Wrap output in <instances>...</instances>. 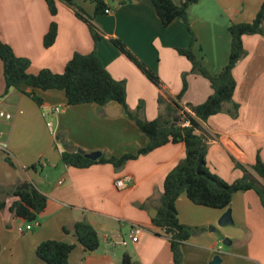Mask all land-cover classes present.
<instances>
[{"label": "crops", "instance_id": "1", "mask_svg": "<svg viewBox=\"0 0 264 264\" xmlns=\"http://www.w3.org/2000/svg\"><path fill=\"white\" fill-rule=\"evenodd\" d=\"M103 1L110 13L93 17L92 23L103 33L95 48L87 26L59 0H55L54 17L45 0H0V39L16 56L31 62L29 72L34 74L42 69L61 74L74 53L93 52L114 80L125 82L127 107L134 111L143 103V117L148 121L161 112L157 103L160 95L179 94L183 74H187V90L181 106L200 105L212 93L209 82L191 74L190 63L176 50L187 48L194 37L193 53L210 74L218 75L228 61V27L252 22L264 3L196 0L187 9L191 34L179 18L163 27L150 0ZM181 1L173 0L175 4ZM89 2L86 14L92 16L95 4ZM52 20L57 37L45 49L43 37ZM262 29V34L242 37L245 54L232 71L237 117L216 114L201 122L197 132L205 138L208 170L227 183L246 172L259 181L252 167L257 158L264 163V23ZM111 38L121 40L157 74L161 91L111 44ZM4 89L0 76V108L12 116L9 121L0 120V144L7 146L6 152L0 150V187L4 189L0 201L5 205L0 209V264H42L35 249L46 240L75 246L68 264H119L124 254L136 264H172L169 243L156 235L160 229L151 224L149 214L158 212L164 179L183 159L184 145L167 144L120 169L101 163L84 169L64 166L60 154L66 147L100 152L109 159L136 153L147 145L148 138L117 104L108 105L111 109L107 112L112 115L108 116L105 107L93 104L67 106L62 91H35L42 99V105L37 106L21 91L10 89L4 95ZM21 90L29 92L26 87ZM54 109L59 113H53ZM47 116L54 118V134L51 123H45ZM41 161L46 167H41ZM126 175L131 184L118 189L115 182ZM25 184L46 197V206L30 223L32 229L21 234L18 228L26 223L10 214L8 207L17 199L11 194L13 190H21ZM175 208L180 224L201 229L183 244V264H209L216 255L220 264H264V210L253 191L233 195L228 208L232 219L228 226L233 227L218 231V235L208 228L215 227L227 209L197 206L184 195L176 200ZM80 220H86L98 234L99 248L94 252L86 253L72 233L74 223ZM122 224L129 227V233L133 226L144 229L131 249L122 235ZM116 233L121 236L117 242L112 239ZM220 235L229 239L227 251L220 248Z\"/></svg>", "mask_w": 264, "mask_h": 264}, {"label": "trees", "instance_id": "2", "mask_svg": "<svg viewBox=\"0 0 264 264\" xmlns=\"http://www.w3.org/2000/svg\"><path fill=\"white\" fill-rule=\"evenodd\" d=\"M70 7L77 19L82 21L89 31L94 48L103 38V33L93 23V17L104 14L106 6L103 0H91L95 4L92 16L87 15L75 0H59ZM163 27L169 26L174 20L180 19L192 34L187 19L188 7L196 0H182L175 4L173 0H150ZM51 17L57 13L55 0H45ZM124 4V1L120 2ZM264 23V3L257 11L255 18L250 23H236L228 27L230 36V49L226 66L218 75H212L204 67L193 53L195 38L192 37L190 45L185 49H177V53L184 57L191 65L190 73L206 79L211 87V95L200 105L187 104L185 107L179 104L187 90V74H183L182 87L175 97L160 95L157 99L161 112L153 121L143 117V103H139L132 111L126 105V88L124 81L114 80L104 68L101 60L93 53H74L65 64L61 74L48 69H42L37 73L29 72L31 62L27 58L16 56L12 49L0 39V76L5 83L4 95L10 89L21 91L29 97L37 106L42 105V99L35 91H62L67 106L93 104L104 108L109 104H117L122 113L134 122L138 130L148 138V143L136 153H129L118 158L105 159L100 157L96 161L85 159L78 153L60 154V162L64 166L84 169L94 164H110L115 169L122 168L127 162L148 154L153 150L167 144L182 143L184 145L183 159L166 175L162 193L157 207V215L151 220V224L160 229L156 235L163 236L169 243L172 255V264H183L182 246L191 237L198 235L201 229L189 227L179 223L175 208L176 200L184 195L190 202L197 206L211 209H228L232 197L237 192L253 191L260 200L264 210V186L249 173L227 183L218 176L212 174L206 164L205 138L197 132L201 129V122L219 113H227L231 118L238 114V104L233 102L235 80L232 71L237 62L244 56L242 37L245 35L262 34ZM57 37V25L52 20L43 37V47H51ZM111 44L125 56L141 74L160 91L162 83L151 69H149L127 46L119 39L111 38ZM22 87L29 92L22 91ZM228 106V107H226ZM174 119H177L174 121ZM6 162L13 166L8 157ZM256 176L264 182V163L260 158L253 165ZM4 189L0 187V193ZM17 199L10 204L8 211L16 218H21L27 224L36 221L37 217L46 206V197L31 185L27 190H13L11 193ZM0 201V209L4 208ZM63 232H68L63 228ZM72 233L77 243L86 253L94 252L99 248V237L96 230L86 221L80 220L74 223ZM73 244L46 240L39 243L35 249V255L42 264H68V258L74 250ZM1 249V248H0ZM119 264H136L124 254Z\"/></svg>", "mask_w": 264, "mask_h": 264}, {"label": "water", "instance_id": "3", "mask_svg": "<svg viewBox=\"0 0 264 264\" xmlns=\"http://www.w3.org/2000/svg\"><path fill=\"white\" fill-rule=\"evenodd\" d=\"M108 109H111L110 106L105 107L104 110L106 112V114L108 116H112L109 114V112H107ZM177 119H174V121H176ZM64 152L66 153H78L80 155H82L85 159L91 160V161H96L97 159H99L101 157V153L100 152H92V153H85L84 151L77 149L76 147H66L64 148ZM24 190L28 189V185L25 184L24 187H22ZM157 211L153 210L152 213L149 214L151 219H154L156 217ZM232 223V219H231V211L230 209H227L223 215L221 216V218L218 221V225L223 227L226 225H230ZM120 234L116 233L114 235H112V239L117 242V238H120ZM223 245H229V241L225 240L223 241ZM221 259L218 255L214 256L213 259L209 262V264H220Z\"/></svg>", "mask_w": 264, "mask_h": 264}, {"label": "built area", "instance_id": "4", "mask_svg": "<svg viewBox=\"0 0 264 264\" xmlns=\"http://www.w3.org/2000/svg\"><path fill=\"white\" fill-rule=\"evenodd\" d=\"M105 14H109L110 11L108 9H106L104 11ZM53 113H59V110L58 109H54ZM12 116L10 113L4 111L3 109L0 108V120H4V121H9L11 120ZM48 126H50V124H48ZM1 135V133H0ZM6 144L2 143L0 144V150L6 152ZM39 164L41 165V167H46V163L44 161H41L39 162ZM61 182H59L60 184ZM131 184V178L130 176L126 175L124 176L122 179L118 180L115 182V185L118 189H125L127 187V185H130ZM32 227L30 224H26L24 226V228L22 227H19L18 228V232L19 233H24V231H29L31 230ZM144 231V229L141 227V226H133L131 228V231L129 233V237H130V240L135 242L136 239L139 237V235Z\"/></svg>", "mask_w": 264, "mask_h": 264}, {"label": "rangeland", "instance_id": "5", "mask_svg": "<svg viewBox=\"0 0 264 264\" xmlns=\"http://www.w3.org/2000/svg\"><path fill=\"white\" fill-rule=\"evenodd\" d=\"M75 3L85 12V13H87V14H89L88 12V10L87 9H89V7H90V2H89V0H75ZM47 122H49V123H51V125H52V130H53V134H54V132H55V127H54V118L52 117V116H47L46 118H45V123H47ZM258 180V179H257ZM261 181V182H260ZM259 184L263 187V185H264V182L261 180V179H259ZM26 224H27V222H25ZM30 224V223H29ZM123 225V232H122V235L124 236V239H125V242L127 243V248L128 249H131V246H132V242L133 241H131L130 239H129V237H128V234H129V227L126 225V224H122ZM229 227H233L232 225L231 226H228V225H226V226H223V227H221V226H219L218 225V223L216 224V226L215 227H209L208 228V230H215L214 232H212V233H214V234H217L218 235V231H222L223 229H229ZM223 233V232H222ZM220 238H221V241H220V248L223 250V251H227L228 249H229V247L228 246H226V245H223V241H225V240H227V241H229V239H227L226 237H224L223 235H220ZM220 252V251H219Z\"/></svg>", "mask_w": 264, "mask_h": 264}]
</instances>
